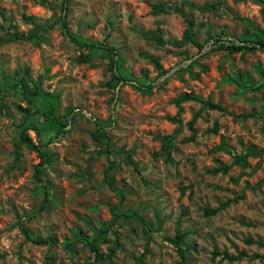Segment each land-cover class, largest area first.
Listing matches in <instances>:
<instances>
[{"label": "rangeland", "instance_id": "obj_1", "mask_svg": "<svg viewBox=\"0 0 264 264\" xmlns=\"http://www.w3.org/2000/svg\"><path fill=\"white\" fill-rule=\"evenodd\" d=\"M158 1L182 5L202 45L212 35L235 44L264 35V3L256 0H0V88L7 89L0 107V264H88L93 254L86 239L108 224L118 246L99 264H264V154H251L245 166L235 164L226 173L211 172L216 159L232 161L227 149L239 154L254 144L264 153V50L229 54L217 43L204 50L191 42L158 45L149 31L178 40L186 27L174 10L153 15L150 4ZM63 14L77 40L115 48L117 70L128 80L107 85L110 54L66 36L58 20ZM24 15L53 26L41 30ZM13 31L24 36L12 38ZM140 52L157 57L168 72L158 76ZM88 53L92 58L83 61ZM21 78L29 89L40 82L39 95L28 98L56 118L34 115L35 129L27 130L47 151L41 180L35 149L22 142L15 150L21 119L16 106L27 101L11 86ZM190 90L235 116L203 109L189 141L187 121L200 104L182 103L169 162L154 135L177 128L166 115L177 111L173 99ZM57 121L63 124L58 133ZM215 121L217 132L208 131ZM99 125L106 136L96 141L92 132ZM222 140L225 149L213 151ZM132 213L143 220L125 216ZM143 223L151 230L145 232ZM23 229L55 242L34 243ZM177 230L186 233L183 259L171 240ZM66 243H73L72 250ZM97 245L106 255L114 242ZM224 252L245 255L229 260Z\"/></svg>", "mask_w": 264, "mask_h": 264}, {"label": "trees", "instance_id": "obj_2", "mask_svg": "<svg viewBox=\"0 0 264 264\" xmlns=\"http://www.w3.org/2000/svg\"><path fill=\"white\" fill-rule=\"evenodd\" d=\"M256 1L259 3H264V0H256ZM183 3H187V5L190 7V9L196 7L195 3L191 2V1H184ZM183 3H181V4H183ZM213 6H214V4H211L208 7L212 8ZM66 7H67L66 3H64L63 9L66 10ZM203 7H205V5H203ZM203 7H201V8H203ZM150 8H151L150 12L153 15H157L160 13L167 14L170 11L174 10V11L180 13L184 17V20L186 22V27L183 30L182 37H181V39H178V40L177 39L166 40V39H163L156 32L149 31L151 33L150 37L152 39H154L158 45L170 43L173 46L183 47L187 43L191 42V43H195L198 46L199 50L202 49L203 45L197 43L195 41V38H194V31H193L194 20H193V18H190L189 14L187 12L184 11V8L182 5H172L167 1H158V2L151 3ZM0 14L2 16H4L3 11H0ZM23 18L25 20L29 21L30 23H33L35 25L34 27H36V28L39 27L41 30H44V28L47 30L48 28L53 26V23H49L46 27H45V25L38 24L35 21L34 16H32V15H24ZM58 20H60V22H61V26L63 28V33L66 36L72 38L79 45L89 46L91 49H100V50H103V51L108 52L110 54L108 66L112 72V77H111L110 81H107V85H109V87L115 88L122 80H128L123 75H121L119 73V71L117 70L118 61H117L116 57H114V56H117L118 52H116V50L113 46H109L105 43H100L99 45H96L95 43H91V42L79 41L75 38L73 33L69 30L68 24L65 20V14L59 16ZM0 27H1V25H0ZM11 34H12V38H22L24 36V35H19L17 31H13ZM34 36H35V33H31L28 35V38L31 39V38H34ZM215 37L216 36H214V35L210 36V38H215ZM3 38L4 37L0 36V41H2ZM242 40L245 41L246 43L235 44L234 42H230L229 44L221 43L218 46H219V48L226 50L229 54L234 53V52H238L241 50H245V49L252 50V49H256L258 47L262 48L264 50V35L260 36V38H258V39L248 38V39H242ZM181 52L183 54H186L185 50H183ZM140 54H141V56L147 58L154 65L158 76H163L168 72L167 69H164L162 67L160 61L154 55H152L148 52H140ZM91 58H92L91 53H88L87 55H85L83 57V61H89ZM23 71L25 72V74L27 76L30 75L28 66L23 67ZM168 78H169V76H166L163 79V81L164 82L167 81ZM39 83L40 82H37V83L35 82L33 89H29L27 87V85L25 84L24 79L21 78L18 81L14 82L11 87L19 88L21 90V94L24 96V98L27 101V104L25 106H22L20 104L16 106L18 111L21 113V119L18 123V128H19L18 143H17L15 150L18 152L19 147L21 146L22 142L28 143L32 148L35 149V151L39 157V162L36 164V167H35V175L39 180H41L39 175L42 172V167L49 160L48 155H47V151L42 147L43 145L41 143L34 142L31 139L27 130L30 128L35 129V125L31 121V117L34 115H39V116L41 115L42 117H44L48 120H55V121H56V118L54 116L53 110L42 111L38 107V105H36L33 101H31L28 98V95H33V96L39 95V92H40L39 91L40 90ZM137 84L141 88H143L140 85V83L133 84V86H138ZM150 87H151V83H148L145 85V88H150ZM5 90H7V89L6 88H0V107L1 108L4 107L2 93ZM186 101H195V102L200 104V107L196 112H194L192 114L191 119L189 121H187V126H188L189 130L191 131V134L188 137H185L184 138L185 140L191 141L195 138L196 129L194 128L193 124H194L195 120L199 117V115L203 109L218 110L221 113L235 116L233 113L228 111L224 106H222L220 102H213L209 97L202 98L199 94L195 93L192 90L184 91V92L180 93L179 95H177V97L173 99V103L177 107L176 113L174 115H166V119H168L172 123L178 124L177 128L172 133H166V134L156 133L154 135V138H156L160 141V153L162 154L164 160L169 161V162L172 161L171 152H172V148H173V142H174V140H175V138H176V136L180 130V125H181L180 114L183 111L182 103H184ZM57 123H58V121H57ZM58 124H60V123H58ZM62 127H63V124H60L58 129H57V133L62 130ZM218 127H219L218 122L215 121L213 126L211 128H209L208 131L216 133L218 130ZM36 133H38V131ZM105 136H106V130L101 125H99L98 129H96L94 132H92V138L95 139L96 141L100 140L101 137H105ZM225 147H226V143L222 140L219 143V145H217L215 148H213V151L218 150V149L219 150L225 149ZM227 150L232 156V161L230 163H223L219 159H216V162L218 163V165L213 167L211 169V172H213V173H217V172L226 173L235 164L245 166L247 164V156H249L251 154H253V155H255V154L263 155L264 154L262 152V150H257L256 145H254V144L248 145L245 148V150L239 154H235L229 149H227ZM131 162H132V160H131ZM113 165H114V161L112 159H109V168H112ZM135 168H136V166H135ZM238 196L243 197L244 195L240 194ZM238 196L235 197V200L238 198ZM204 211H205V213H214L215 212V210H209V209H205ZM125 216H130V217L135 216V217L139 218V220H143V218L138 213L126 214ZM115 217L118 218L119 215L115 214ZM143 224H144V231L145 232L147 230H151L150 227L148 226V224H145V223H143ZM23 232L25 233V236L27 238H29L31 241H33L34 243L45 244L47 242H50L51 244H53L55 242V240L52 237H45V238L32 237L31 235H29V233H28V231H26V229H23ZM78 236H77L76 240L81 239ZM185 236H186L185 232H181V231L177 230L175 233V236L171 239L176 244L177 249H178V253L182 259L184 258V250L181 248V246L184 243ZM108 240H112L114 242V246L110 248L109 253L104 255L99 250L97 242L98 241L106 242ZM86 242L89 246V249L91 250V252L93 254V259L88 264H99L104 256H106L108 259H110L111 256L113 255L116 247L118 246V235L115 233V231H113L111 229V225L108 224L107 226H105L103 228L95 230L92 238L90 240L86 239ZM66 246L69 250H72L73 243H66ZM146 250H148L147 247H146ZM244 255H245L244 252H241L238 255H230L228 252L223 253V257L227 258L229 260L240 259ZM143 257H144V254L141 255L140 261H142ZM45 264H50V263H47V261H45Z\"/></svg>", "mask_w": 264, "mask_h": 264}, {"label": "built area", "instance_id": "obj_3", "mask_svg": "<svg viewBox=\"0 0 264 264\" xmlns=\"http://www.w3.org/2000/svg\"><path fill=\"white\" fill-rule=\"evenodd\" d=\"M222 37H215V38H210V40L206 43H204L203 47L201 50H204L206 48V46H209L208 48H210V46H212L213 44L217 43L218 45L223 43V44H229L230 42H233V39H227L224 40Z\"/></svg>", "mask_w": 264, "mask_h": 264}]
</instances>
